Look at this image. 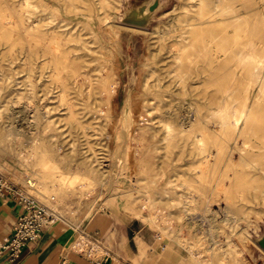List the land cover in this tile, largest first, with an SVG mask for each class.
I'll use <instances>...</instances> for the list:
<instances>
[{
    "label": "bare ground",
    "instance_id": "6f19581e",
    "mask_svg": "<svg viewBox=\"0 0 264 264\" xmlns=\"http://www.w3.org/2000/svg\"><path fill=\"white\" fill-rule=\"evenodd\" d=\"M164 3L159 0V6ZM110 4L111 0H0V39L12 45L18 42L24 63H31L28 71L35 72L33 64L41 58L38 80L44 78L43 68L49 67L50 85L36 91V83L30 81L34 100L57 93L70 129L83 134L95 130L86 118H103L108 130L115 127L112 100L119 79L110 66L113 53L106 50L104 68L76 31L83 24L93 32L94 16L112 24ZM59 8L75 18H61L46 28L44 15ZM180 8L178 30L160 34L158 51L146 56L138 97L129 102L128 111L123 107L117 119L124 124L127 118L117 136L119 148L134 156L137 173L161 183L156 192L165 209L177 205L179 219L175 224L165 217L157 220L149 191L144 193L146 217L131 201L125 207L161 231L175 230L178 241L196 255L209 250L201 238L194 240L189 233L196 221L192 218L199 217L217 230L214 251L206 253L208 264H245L240 245L252 224L248 210L257 203L264 207V0H186ZM153 11L151 0L138 2L117 25L142 28ZM48 113L49 109L41 113L43 131H38L28 154L21 156L40 167L36 178L44 190L52 179L63 197L74 192L69 179L78 173L67 177L58 172L54 154L90 144L56 140L59 136ZM61 161L67 167L74 161L76 167L90 169L95 160L72 153ZM167 250L170 256L172 251Z\"/></svg>",
    "mask_w": 264,
    "mask_h": 264
},
{
    "label": "rangeland",
    "instance_id": "374dc122",
    "mask_svg": "<svg viewBox=\"0 0 264 264\" xmlns=\"http://www.w3.org/2000/svg\"><path fill=\"white\" fill-rule=\"evenodd\" d=\"M144 1L146 0H111L108 12L110 16H114L112 24L94 16L93 32H90L83 24H79L76 28L80 38L84 39L91 49L92 56L103 64L104 68L107 66L105 62L106 50L113 53L110 66L113 65V70L119 79V85L112 100L114 129L108 130L107 122L103 118L83 119L85 122L92 123L95 128V130H87L86 134L76 132L73 128L70 129L71 121L57 93L49 94L47 100L42 96L38 100H34L32 96L30 81L36 83V91H41L42 86L51 84L48 77L49 67L43 68L44 78L38 80L36 75L42 65L41 58H38L33 64L35 72L28 71L31 63H24L18 42L12 45L8 40L0 39V173L9 183L35 196L48 206L57 217L68 218L74 226L87 225L95 215L125 214L131 218H137L139 224L148 229L157 251H161L163 245L168 241L181 252L185 259L188 258L189 264H208L206 253L209 255L213 253L214 236L217 231L211 228L208 222L201 221L195 214L183 216L181 219L187 220L195 216L192 218L195 221L196 218L189 233L194 240L202 239L203 248H209L199 256L195 254V251L193 253L178 241V234L175 230L161 231L145 218L137 216L134 210L125 207L126 202L131 201L135 209H140L142 215L146 217L147 198L144 193L149 191L157 211V220L165 217L175 224L179 219L176 213L177 205L169 209L164 208L160 195L156 192L160 189L161 183L151 182L137 173L134 156L128 155L124 147L119 148L118 146L121 139L117 136L121 133L123 126L127 125V118L124 124H121L119 118L122 115L123 107H126L128 111L129 102H135L139 95L146 56L149 52L155 54L158 51L161 42L160 34L173 33L178 30L177 18L182 14L180 5L186 0H165L162 6H159V0H151L154 11L144 27L130 28L117 25L121 24L120 19L127 14L128 10L135 8L138 2ZM44 17H47L46 28L60 23L61 18H75L72 13H66L64 8H59V11L54 9ZM77 18L85 20L80 16ZM39 93L41 94V92ZM45 109H49L50 114L46 115L49 120H52L53 131L59 136L56 140L59 138V140H74L76 144L80 141H88L90 144L87 148L80 149L78 147V151L59 149L54 154L55 158L59 159L56 169L58 172L66 173L67 177L72 176L71 174L74 172L78 173L69 179L73 184L71 189H74V192L63 197L58 195V185L52 179L47 182L49 188L44 190V185L41 184L40 179L36 178L42 172L40 167L26 161L21 156V154H28L30 145L38 135V131H43L45 119L41 113ZM38 113H40L39 117H42L40 122H37ZM50 132L48 130L44 134L49 135ZM48 138L54 139L50 136ZM72 153L88 155L95 161L91 164L90 169L76 167L74 161L67 167L61 158L68 159ZM125 154L127 155L125 156ZM118 157L120 159L116 162L115 159ZM84 174L87 176L85 177ZM29 180H32V183ZM248 218L252 224L248 226L247 235L242 239V245H240L242 246V257L246 261L245 264H263L264 207L261 203L254 204L248 210ZM158 236L161 238L158 239ZM213 264L218 263L214 262Z\"/></svg>",
    "mask_w": 264,
    "mask_h": 264
},
{
    "label": "crops",
    "instance_id": "0c3cea01",
    "mask_svg": "<svg viewBox=\"0 0 264 264\" xmlns=\"http://www.w3.org/2000/svg\"><path fill=\"white\" fill-rule=\"evenodd\" d=\"M21 212L15 198L7 193L0 196V247L11 236ZM138 221L106 213L80 227L60 217L41 228L38 238L16 260L0 253V264H189L169 242L157 251L150 232ZM167 249L172 251L170 256Z\"/></svg>",
    "mask_w": 264,
    "mask_h": 264
},
{
    "label": "built area",
    "instance_id": "2783aa9c",
    "mask_svg": "<svg viewBox=\"0 0 264 264\" xmlns=\"http://www.w3.org/2000/svg\"><path fill=\"white\" fill-rule=\"evenodd\" d=\"M6 193L15 198L22 209L11 236L0 247V253L7 254L8 260L14 261L28 244L38 238L41 228L60 217L35 196L9 183L0 173V196Z\"/></svg>",
    "mask_w": 264,
    "mask_h": 264
}]
</instances>
